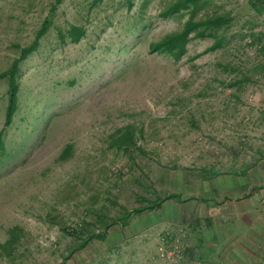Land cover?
Instances as JSON below:
<instances>
[{"label":"rangeland","instance_id":"374dc122","mask_svg":"<svg viewBox=\"0 0 264 264\" xmlns=\"http://www.w3.org/2000/svg\"><path fill=\"white\" fill-rule=\"evenodd\" d=\"M174 1L132 0L129 8V0H63L58 6L55 28L21 64L20 107L0 154V243L15 226L25 231L16 258H0V264H173L169 254L176 245L183 254L179 264H186L187 232L175 221L183 210L199 211L204 203L182 206L172 200L162 211L135 210L142 197L173 193L223 203V184L194 185L187 175L198 165L223 160L226 147L245 137L243 110L264 109L258 43L264 39V3L207 0L197 19L217 12L233 20L224 45L205 53L214 39H193L175 62L149 51L152 41L181 31L189 19L188 10L162 16ZM54 3L0 0V72L18 56L17 45L34 40ZM70 24L87 29L78 44L58 37L57 29ZM7 87L0 81V132ZM128 125L143 131L139 145L147 155L109 147V136ZM67 145H73V156L60 161ZM125 210L130 217L124 222ZM161 214L173 231L158 234L161 260L147 263L144 248L136 253L127 240ZM99 216L110 223L104 231ZM85 223L103 231L105 239L67 258L87 238Z\"/></svg>","mask_w":264,"mask_h":264},{"label":"crops","instance_id":"0c3cea01","mask_svg":"<svg viewBox=\"0 0 264 264\" xmlns=\"http://www.w3.org/2000/svg\"><path fill=\"white\" fill-rule=\"evenodd\" d=\"M243 112L246 115L242 119L249 124L243 141L226 147L223 160L198 165L197 170L189 171L187 175L194 185L223 184L226 191L223 203L219 204L211 197L195 194L185 197L176 193L180 195L176 202L182 206L199 201L205 206L199 211L183 210L175 221L187 232L186 264H256L264 261V109L252 111L247 108ZM212 202L215 204L211 205ZM144 205L147 203L141 206ZM162 206L156 210L162 211ZM206 206L211 208L207 210ZM168 223L161 214L158 221L129 233L127 241L134 244L136 253L144 248L147 263L160 262L157 236L160 232L166 236L168 231H173Z\"/></svg>","mask_w":264,"mask_h":264},{"label":"trees","instance_id":"16d2710c","mask_svg":"<svg viewBox=\"0 0 264 264\" xmlns=\"http://www.w3.org/2000/svg\"><path fill=\"white\" fill-rule=\"evenodd\" d=\"M63 0H55V3L51 6L48 15L41 23L40 28L36 32L34 40L26 45H17L19 51L18 56L12 61L10 66L3 72H0V81L6 80L7 87V105L5 111L4 127L0 132V154L6 150L5 132L14 121V118L19 111L20 107V68L21 64L25 62L34 52H36L40 46L41 41L45 38L53 28H55V20L57 16L58 6ZM207 0H175L172 2L163 12L162 16L168 17L170 15L181 12L182 10L190 11V17L186 21L184 28L175 33L167 34L158 41H152L149 44V51L159 55L169 56L175 62L181 61L187 53V46L191 40L197 38H213L214 43L210 46L205 53L214 52L220 49L226 40L224 35L225 31L232 23V18L228 14H220L212 12L206 14L204 17L197 19L195 16L206 5ZM264 3V0H261ZM255 7L254 1L250 3ZM133 7L132 0H129V8ZM57 34L62 42H70L78 44L87 37V29L83 25L70 24L66 29L58 28ZM260 43V52L264 55V39L258 41ZM200 56V55H198ZM196 58V57H195ZM143 137V131L140 133L133 125H128L124 128L116 130L109 136V147L116 148L118 151H126L128 154H133V151L140 155H147L145 149L139 145L140 139ZM73 156V145H67L62 154L59 156L60 161L69 160ZM137 167H133L136 169ZM180 195L166 194L164 197L156 196L153 201H149L146 198H141L142 204L144 202L147 205L141 206L135 210L137 214L145 211H153L162 206L167 200H179ZM125 215L122 216V220L125 222L128 220L130 213L125 210ZM96 225V223H94ZM99 224L103 226V231L110 227V223L104 220L103 216H99ZM73 234L78 235L79 230L73 229ZM97 232L96 227L91 223H85L82 228L83 234L86 235V239L80 244L70 250L67 258H71L76 252L84 250L93 240L105 239L104 232ZM9 238L0 243V258L13 261L17 256L18 246L22 239L25 237V231L20 226H15L8 230Z\"/></svg>","mask_w":264,"mask_h":264},{"label":"built area","instance_id":"2783aa9c","mask_svg":"<svg viewBox=\"0 0 264 264\" xmlns=\"http://www.w3.org/2000/svg\"><path fill=\"white\" fill-rule=\"evenodd\" d=\"M179 242V241H177ZM169 257L171 258V262L173 264H179L183 258L182 250L179 245H176L173 252L169 254Z\"/></svg>","mask_w":264,"mask_h":264}]
</instances>
